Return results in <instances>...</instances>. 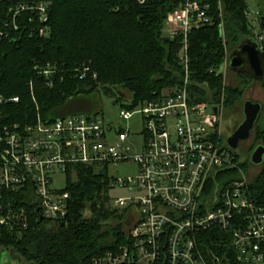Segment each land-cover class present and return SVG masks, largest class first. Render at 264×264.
I'll list each match as a JSON object with an SVG mask.
<instances>
[{
	"label": "built area",
	"instance_id": "obj_1",
	"mask_svg": "<svg viewBox=\"0 0 264 264\" xmlns=\"http://www.w3.org/2000/svg\"><path fill=\"white\" fill-rule=\"evenodd\" d=\"M47 4L19 3L14 16L32 9L47 21ZM219 9L221 16V4ZM259 12L248 6L246 15L254 25V39L264 49ZM213 23L206 0H180L167 14L163 34L181 39L184 81L158 98L122 106L121 118L141 116L139 143L132 140L136 134L131 129L107 124L96 113L56 119L38 114L26 123H1L0 225L18 231L28 227L27 208L18 198L35 206L44 218L64 220L70 193L54 182L58 175L66 177L71 165L109 169L132 162L138 167L136 176L111 177L112 188L132 192L110 202L112 209L132 214L128 241L95 256L93 264H222L229 251L235 264H264V207L253 199L248 173L220 134L222 102L190 98L189 35ZM221 30L224 37L223 24ZM45 33L46 27L41 28L40 34ZM36 71L49 84L57 73L50 64L36 66ZM19 102L17 95L0 94V105ZM231 169L239 176L223 184L219 177ZM212 229L220 234L217 244L203 246L202 233Z\"/></svg>",
	"mask_w": 264,
	"mask_h": 264
},
{
	"label": "trees",
	"instance_id": "obj_2",
	"mask_svg": "<svg viewBox=\"0 0 264 264\" xmlns=\"http://www.w3.org/2000/svg\"><path fill=\"white\" fill-rule=\"evenodd\" d=\"M206 1L211 4L214 23L189 35L190 98L219 104L224 96V105L232 107L253 80L238 73L242 81L226 86L220 66L244 39L255 36L246 15L249 3ZM41 2L48 3L47 21L40 20L38 11L32 9L14 16L17 4ZM179 5L180 0H0V94L20 97L19 103L0 105V124L26 123L38 114L42 119L65 117L60 110L66 103L100 87L116 98L115 103L126 99L122 92L126 90L135 106L181 86L185 76L181 39L163 34L167 14ZM259 11V33L264 35V8ZM47 64L57 70L52 84L36 71V66ZM263 120L264 111L249 156L256 143H264ZM231 153L246 172L248 163L233 150ZM238 176L231 169L219 178L225 184ZM251 181L252 197L264 207V162ZM65 188L70 203L62 221L41 219L35 206L18 198L27 208L29 225L21 231L0 225V248L26 264H93L95 256L127 243L128 210L110 206L107 166H69ZM202 236L203 246L216 245L220 234L212 229ZM227 254L222 264H235L232 251Z\"/></svg>",
	"mask_w": 264,
	"mask_h": 264
},
{
	"label": "rangeland",
	"instance_id": "obj_3",
	"mask_svg": "<svg viewBox=\"0 0 264 264\" xmlns=\"http://www.w3.org/2000/svg\"><path fill=\"white\" fill-rule=\"evenodd\" d=\"M249 6L256 11L260 8H264V0H247ZM229 55V54H228ZM227 55V57H228ZM227 57L220 66V71L224 75V83L226 86H237L239 82L242 81L243 77L238 73H235L229 69ZM117 93L116 90H114ZM126 99L122 100L121 103H115V97H111L105 91V88L100 87L98 90L90 94H83L75 97L74 100H70L65 104V107L60 110V114L63 116H70L74 114H98L107 124H113L117 127L129 128L136 134L132 140L135 142H141L142 137L140 132L142 130L141 126V116L135 115L130 120H125L120 117V110L122 106L131 101L130 94L125 90L122 91ZM247 99L259 100L264 103V82L254 83L249 82L245 89V92L240 101L236 102L232 107H226L224 105V96L221 103L220 111V134L223 139L231 135L235 129L244 120L243 104ZM74 101V102H73ZM90 107V108H89ZM264 121V120H263ZM254 142V132L249 140L244 143H240L236 150H232L240 155L241 161L247 162L249 165L248 173L249 178L252 180L263 168V164L255 165L250 161V156L248 155V149ZM259 143V142H258ZM256 143V144H258ZM255 144V145H256ZM110 177H133L138 173V167L135 163H120L117 165H112L108 169ZM54 186L57 188L66 187V177L64 175H58L54 182ZM131 191L128 189H122L113 187L110 191L112 198L124 197L131 195ZM132 215V214H131ZM130 213H127L125 229L129 231L133 225V217ZM0 264H26L20 259H15L10 250L0 248Z\"/></svg>",
	"mask_w": 264,
	"mask_h": 264
},
{
	"label": "water",
	"instance_id": "obj_4",
	"mask_svg": "<svg viewBox=\"0 0 264 264\" xmlns=\"http://www.w3.org/2000/svg\"><path fill=\"white\" fill-rule=\"evenodd\" d=\"M228 66L233 72L245 73L254 81L261 82L264 80V49L259 48V44L254 38L248 37L229 54ZM263 107V102L259 100L248 99L244 102V120L226 139L227 145L231 149L236 150L240 142L251 138L261 118ZM213 110L217 112V106H214ZM250 160L255 165L263 164L264 144H258L254 148ZM43 218L41 216V219Z\"/></svg>",
	"mask_w": 264,
	"mask_h": 264
},
{
	"label": "flooded vegetation",
	"instance_id": "obj_5",
	"mask_svg": "<svg viewBox=\"0 0 264 264\" xmlns=\"http://www.w3.org/2000/svg\"><path fill=\"white\" fill-rule=\"evenodd\" d=\"M235 73H242V72H235ZM252 80H253V79H252ZM252 82H254V83H261V82H264V80L261 81V82H258V81H254V80H253ZM247 100H248V99H247ZM253 100H254V99H253ZM263 104H264V103H263ZM243 106H244V104H243ZM263 111H264V107H263V110H262V115H263ZM262 115H261L260 120L262 119ZM260 120H259V122H260ZM258 124H259V123H258ZM257 126H258V125H257ZM257 126H256V127H257ZM252 134H253V133H252ZM226 139H227V137L224 139L225 142H227ZM244 142H246V141H242V142H240V143L242 144V143H244ZM258 144H264V143H263V142H259ZM258 144H257V145H258ZM257 145H256V146H257ZM256 146H255V147H256ZM253 150H254V149H253ZM251 153H252V152H251Z\"/></svg>",
	"mask_w": 264,
	"mask_h": 264
}]
</instances>
